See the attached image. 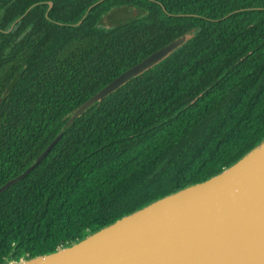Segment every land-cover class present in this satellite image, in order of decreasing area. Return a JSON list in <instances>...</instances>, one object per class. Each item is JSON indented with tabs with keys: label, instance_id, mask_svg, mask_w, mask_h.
Here are the masks:
<instances>
[{
	"label": "trees",
	"instance_id": "16d2710c",
	"mask_svg": "<svg viewBox=\"0 0 264 264\" xmlns=\"http://www.w3.org/2000/svg\"><path fill=\"white\" fill-rule=\"evenodd\" d=\"M96 1L0 0V186L62 130L0 193V264L78 241L264 139V0ZM116 9L131 15L102 27ZM181 37L63 127L82 102Z\"/></svg>",
	"mask_w": 264,
	"mask_h": 264
},
{
	"label": "water",
	"instance_id": "95a60500",
	"mask_svg": "<svg viewBox=\"0 0 264 264\" xmlns=\"http://www.w3.org/2000/svg\"><path fill=\"white\" fill-rule=\"evenodd\" d=\"M48 4L46 14L52 2ZM185 39L168 42L123 71L70 113L63 127ZM61 136L62 130L31 165L0 186V193L39 164ZM13 264H264V139L203 181L168 193L69 245Z\"/></svg>",
	"mask_w": 264,
	"mask_h": 264
},
{
	"label": "rangeland",
	"instance_id": "374dc122",
	"mask_svg": "<svg viewBox=\"0 0 264 264\" xmlns=\"http://www.w3.org/2000/svg\"><path fill=\"white\" fill-rule=\"evenodd\" d=\"M130 10H133V15L131 16V18L136 17L138 15L137 9L132 8ZM109 13L104 15L103 18L101 19L100 25L102 27H110L112 25V23H114L116 20H123V19L128 18L131 15V13H126L124 16L117 18V17H115V15H113V16L109 15Z\"/></svg>",
	"mask_w": 264,
	"mask_h": 264
},
{
	"label": "flooded vegetation",
	"instance_id": "af4514ba",
	"mask_svg": "<svg viewBox=\"0 0 264 264\" xmlns=\"http://www.w3.org/2000/svg\"><path fill=\"white\" fill-rule=\"evenodd\" d=\"M115 11L116 12L114 13V15L117 18H120V17L124 16L127 13L126 11H123V10H120V9H116Z\"/></svg>",
	"mask_w": 264,
	"mask_h": 264
},
{
	"label": "built area",
	"instance_id": "2783aa9c",
	"mask_svg": "<svg viewBox=\"0 0 264 264\" xmlns=\"http://www.w3.org/2000/svg\"><path fill=\"white\" fill-rule=\"evenodd\" d=\"M11 262V263H10ZM15 261H12V260H10L9 262H8V264H13Z\"/></svg>",
	"mask_w": 264,
	"mask_h": 264
}]
</instances>
